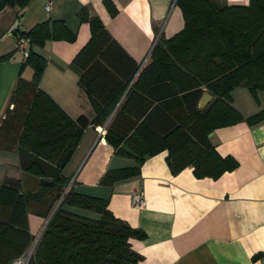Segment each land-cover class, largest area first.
<instances>
[{"label":"trees","instance_id":"1","mask_svg":"<svg viewBox=\"0 0 264 264\" xmlns=\"http://www.w3.org/2000/svg\"><path fill=\"white\" fill-rule=\"evenodd\" d=\"M30 0H0L6 7L25 8ZM111 16L117 10L105 0ZM184 29L163 40L152 51V62L139 69L135 60L112 37L98 18L90 22L91 38L75 56L79 86L88 94L95 113L90 120L71 119L40 89L47 61L34 48L49 41L74 42L76 34L62 21L40 23L20 37L29 40V57L0 126V148L15 149L21 169L39 179L38 193H27L21 180L5 179L0 187V264H10L33 244L28 206L43 204L47 216L62 198L35 248L31 264H140L130 240L146 234L116 218L108 201L75 192L63 170L90 125L107 126L105 139L118 154L136 159L137 166L107 172L103 186L137 177L145 156L166 150L173 174L192 167L197 178L218 179L237 168L231 157H221L209 135L219 127L244 121L231 105V93L245 87L257 99L264 92V0L224 8L209 0H177ZM11 55L0 58V64ZM33 70L31 81L23 71ZM208 92L213 100L198 104ZM113 115V116H112ZM264 121V109L245 120ZM130 144L136 155L120 148ZM66 191V192H65ZM76 207L99 215L81 216ZM46 216V217H47ZM264 258V253L254 260Z\"/></svg>","mask_w":264,"mask_h":264},{"label":"crops","instance_id":"2","mask_svg":"<svg viewBox=\"0 0 264 264\" xmlns=\"http://www.w3.org/2000/svg\"><path fill=\"white\" fill-rule=\"evenodd\" d=\"M111 1L117 10L115 16H111L105 0H30L25 8L0 11V58L11 55L0 64V126L26 60L17 50V39L36 25L62 21L76 34L74 42L49 41L42 48H34L47 61L40 89L74 120L95 118L91 100L79 86L80 72L72 65L92 33L90 22L82 20L80 13L100 19L139 69L152 62V51L161 39L168 40L184 29L177 0ZM209 1L219 8L249 4V0ZM48 2L52 4L50 12L46 10ZM32 77L33 70L26 68L22 78L31 81ZM231 105L246 120L264 109V92H258L255 99L247 88H235ZM110 119L104 126L86 128L63 176L76 193L108 201V209L116 218L146 234L144 240H130L142 258L140 264H264V258L253 259L264 253V121L250 125L244 120L216 128L209 135L221 157L238 162L236 169L218 179L197 178L192 167L173 174L164 150L145 156L137 177L103 186L100 181L107 172L138 165L134 157L118 154L107 143L103 131ZM120 148L136 155L128 143ZM7 178L21 180L25 192L34 189L37 182L21 169L17 150L0 148V187ZM137 191L144 192L142 209L131 205ZM65 209L99 217L76 207ZM46 216L43 204L28 206V226L34 239L42 232Z\"/></svg>","mask_w":264,"mask_h":264},{"label":"built area","instance_id":"3","mask_svg":"<svg viewBox=\"0 0 264 264\" xmlns=\"http://www.w3.org/2000/svg\"><path fill=\"white\" fill-rule=\"evenodd\" d=\"M52 4L50 2L46 5L47 12H50ZM29 46L30 42L25 37H18L17 39V50L23 55L25 59L29 57ZM103 134H106V129ZM102 132V129L101 131ZM131 205L134 209H142L145 206L144 192L137 191L131 197ZM36 245H32L26 252L21 256L14 259L10 264H31L32 257L35 252Z\"/></svg>","mask_w":264,"mask_h":264},{"label":"water","instance_id":"4","mask_svg":"<svg viewBox=\"0 0 264 264\" xmlns=\"http://www.w3.org/2000/svg\"><path fill=\"white\" fill-rule=\"evenodd\" d=\"M211 99H212V96L209 93H205L203 95V97L201 98L200 102H199V109L203 110L205 108V106L211 101ZM69 187H70V185H68V187L66 188V191L69 189ZM61 200H62V198L58 201V203L54 207L53 211L51 212L50 216L48 217V220H47L42 232L40 233L39 237L35 240L33 245H37V243H38L43 231L45 230V228H46V226L48 224V222L50 221V219H51L52 215L54 214L55 210L58 208L59 204L61 203Z\"/></svg>","mask_w":264,"mask_h":264},{"label":"rangeland","instance_id":"5","mask_svg":"<svg viewBox=\"0 0 264 264\" xmlns=\"http://www.w3.org/2000/svg\"><path fill=\"white\" fill-rule=\"evenodd\" d=\"M20 53V52H19ZM7 62V61H6ZM4 63V62H3ZM28 68V67H27ZM30 68V67H29ZM30 175V174H29ZM30 176H32V175H30ZM32 178H34L35 180H37V182L35 183V185L33 186V188L34 189H32V190H28V191H26L27 193H38V191H39V179H37L36 177H34V176H32ZM70 181V180H69ZM56 206V205H55ZM48 217L49 216H47L46 218H45V221L47 222V220H48ZM44 228V227H43ZM43 228H42V230H43ZM36 238H37V236H36ZM35 238V239H36ZM34 242H35V240H34ZM34 242H33V244H34ZM32 244V245H33Z\"/></svg>","mask_w":264,"mask_h":264}]
</instances>
